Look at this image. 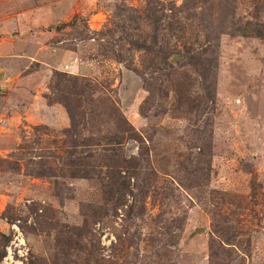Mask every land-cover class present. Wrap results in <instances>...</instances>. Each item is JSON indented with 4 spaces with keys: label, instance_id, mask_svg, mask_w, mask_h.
Masks as SVG:
<instances>
[{
    "label": "rangeland",
    "instance_id": "374dc122",
    "mask_svg": "<svg viewBox=\"0 0 264 264\" xmlns=\"http://www.w3.org/2000/svg\"><path fill=\"white\" fill-rule=\"evenodd\" d=\"M262 33L264 0H0V264H264Z\"/></svg>",
    "mask_w": 264,
    "mask_h": 264
},
{
    "label": "trees",
    "instance_id": "16d2710c",
    "mask_svg": "<svg viewBox=\"0 0 264 264\" xmlns=\"http://www.w3.org/2000/svg\"><path fill=\"white\" fill-rule=\"evenodd\" d=\"M76 21V20H74ZM75 24V22H72ZM70 27V26H73L72 24H67V25H62L61 27L59 26L57 28V31H61L63 28L65 27ZM264 35V33H262ZM264 39V38H262ZM126 42H128L130 44V47H128L129 49H131V52H135V51H145L144 47L142 46V42L136 38L134 35L130 34L128 35L127 37V40ZM172 55L174 54V52L171 53ZM159 66H157V68H154L153 71H152V74L151 75H156V73L159 71ZM87 91H89L91 94H87ZM92 91L93 89H83L81 88V91L80 93L82 95H80L82 98H79L80 99H83L85 101V99H91L92 96H94L92 94ZM153 94V92H152ZM88 96V98L86 97ZM151 98L152 96L150 97V99L148 100L151 101ZM76 99V98H75ZM78 100V99H77ZM79 102L82 100H78ZM148 102H145L144 105H142V108L141 110L143 111L145 105L149 104ZM90 103H93L91 102L90 100ZM120 122V121H119ZM123 130L124 132L123 133H127L130 129L126 126V123L124 124L123 123ZM123 136H119L118 134H108V136L104 137L103 139L99 138V139H96V138H90L89 140H86L85 142H83L82 144L79 145V147H82V148H86L87 146L90 148V149H87V153L88 155L90 156H86L87 158H98V164H95L93 162V164L91 165H87L85 164L82 160H85L84 158L81 159V158H78V157H74V159L69 158L68 160V165H69V170H68V175L69 177L71 178H78V179H88L90 177V175H95L96 171H99L98 173H100V170L99 169H104V168H109V167H112V168H116L114 166H111L110 162H108L107 164V158H109V161H112L114 160L115 158L118 160V158L116 157L119 149L121 148L122 146V138ZM88 142H89V145H88ZM85 150V149H84ZM92 150V151H91ZM108 156H111V157H108ZM108 165V166H106ZM99 168V169H98ZM94 173V174H93ZM116 185H119V192L121 190L124 189L125 187V182L123 183H120L118 184V182L115 183V186ZM124 199V198H123ZM122 202V200H120V203Z\"/></svg>",
    "mask_w": 264,
    "mask_h": 264
}]
</instances>
